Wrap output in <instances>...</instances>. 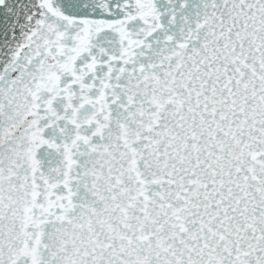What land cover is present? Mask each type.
I'll list each match as a JSON object with an SVG mask.
<instances>
[{
    "label": "snow or ice",
    "instance_id": "obj_1",
    "mask_svg": "<svg viewBox=\"0 0 264 264\" xmlns=\"http://www.w3.org/2000/svg\"><path fill=\"white\" fill-rule=\"evenodd\" d=\"M0 264H264V0H0Z\"/></svg>",
    "mask_w": 264,
    "mask_h": 264
}]
</instances>
